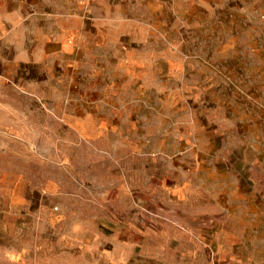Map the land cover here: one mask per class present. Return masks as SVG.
<instances>
[{"label": "rangeland", "instance_id": "1", "mask_svg": "<svg viewBox=\"0 0 264 264\" xmlns=\"http://www.w3.org/2000/svg\"><path fill=\"white\" fill-rule=\"evenodd\" d=\"M0 264H264V0H0Z\"/></svg>", "mask_w": 264, "mask_h": 264}, {"label": "crops", "instance_id": "2", "mask_svg": "<svg viewBox=\"0 0 264 264\" xmlns=\"http://www.w3.org/2000/svg\"><path fill=\"white\" fill-rule=\"evenodd\" d=\"M7 44L6 41V31L5 29L0 30V47H5Z\"/></svg>", "mask_w": 264, "mask_h": 264}]
</instances>
